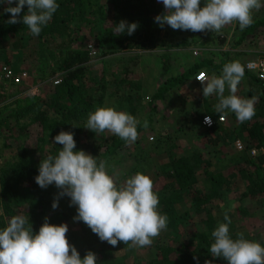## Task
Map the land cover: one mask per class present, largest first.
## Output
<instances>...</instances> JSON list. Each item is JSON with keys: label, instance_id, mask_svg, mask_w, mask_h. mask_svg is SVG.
<instances>
[{"label": "trees", "instance_id": "obj_1", "mask_svg": "<svg viewBox=\"0 0 264 264\" xmlns=\"http://www.w3.org/2000/svg\"><path fill=\"white\" fill-rule=\"evenodd\" d=\"M56 2L59 7L52 20L42 27L39 36H33L22 22L8 24L11 14L3 12L8 5H0V62H7L18 71L25 69L18 68L13 58L23 57L25 49L34 40L38 44L37 65L40 69L50 67L49 78L57 73L61 76L57 84L53 79L42 76L44 96L27 94L7 112L0 109V136L5 138L0 146V229L15 215L28 218L26 227L31 225L34 234L38 233L45 218L53 225L67 224L66 238L69 243L77 249L81 258L87 251H92L97 256V264H125L128 253L132 264H206L207 261L211 264H227L222 258H214L209 251L214 242L211 234L220 224L211 219L210 211L215 207L213 202L218 201L224 212L222 218L227 213L231 220L230 237L236 239L237 233H243L244 237L249 233L247 220L238 214L241 211L248 214L244 203L247 200L264 203V84L244 68L245 73L252 77L253 84L243 94V98L255 97L260 103H255V115L251 120L243 122L237 130L233 127L235 134L228 125L218 124L212 128L202 125L206 114L200 115L201 126L206 128V131L202 129L201 135H218L214 140L217 141L214 152L209 150L211 145L205 148L194 146L188 155L170 151L169 160L158 164L157 168L151 167L149 162L155 159L151 155L153 150L161 152L162 144L154 146L155 149L146 147L133 156L131 172L136 174L141 171L140 164L143 173L153 181V191L159 198L158 211L168 217L167 227L153 239L151 246H129L118 242L113 247L101 242L82 221H74L77 211L76 206H70V197H59L58 207L52 208L61 190L54 184L46 189L36 184L39 164L47 156L58 154L62 145L54 143V137L62 130L74 133V151L83 150L96 157L98 162L115 156L128 143L113 134H95L85 129V125L88 114L95 111L96 107H106L107 99L113 96L117 99L120 111L133 115L139 121L138 133L153 124L156 112L153 100L149 98L150 101L146 103L142 82H136L129 76L140 61L134 51L194 44L202 52L207 50L211 42L217 41L214 38L216 32L207 33L211 40L198 41L196 38L184 37L180 42L165 44L163 40L159 41L160 29H166L169 37H174L181 30H173L166 24L161 27L155 22V17L165 11L158 0ZM11 6L15 7L16 4ZM26 12L27 6L22 10L21 17ZM122 20L128 24L136 23L137 30L132 35H128L127 31L118 35L114 28ZM261 27H264V14L254 18L253 23L244 29L243 35L255 33ZM242 41L240 38L237 43ZM89 42L100 50L97 49L96 55L100 53L101 61L109 54L123 55L116 57L111 70H106L105 65L102 70H98L94 68L96 62L92 61L91 56L96 55L90 54ZM224 51L223 61L228 63L232 52ZM209 63L210 60L203 62L202 59L172 76L168 80L169 84L165 83L159 88L162 92L157 97H162L166 90L170 91L172 85H181L183 81L195 77L203 68H208ZM212 66L217 68L218 64ZM25 88L23 86L21 91ZM216 100L219 102L218 98ZM143 102L150 108V114L139 118L138 114L144 108ZM209 115L216 121L219 118L215 109ZM230 115L235 116L234 113ZM238 139L251 142L259 150L258 154L252 155L250 150L239 149L236 144L229 149L228 145ZM6 150L12 155L2 161ZM236 168L238 173L233 172ZM130 177L124 176L120 182ZM238 181L243 183L242 187ZM188 199L191 211L180 207ZM234 203H237L236 208H230L229 205ZM205 211L209 213L207 218L202 216ZM191 220L198 222V225L191 224ZM221 223L227 222L223 220Z\"/></svg>", "mask_w": 264, "mask_h": 264}, {"label": "clouds", "instance_id": "obj_2", "mask_svg": "<svg viewBox=\"0 0 264 264\" xmlns=\"http://www.w3.org/2000/svg\"><path fill=\"white\" fill-rule=\"evenodd\" d=\"M165 11L155 17L161 27L165 24L173 30L192 32H219L223 27L237 22L241 30L253 23L252 11L264 7L262 0H158ZM13 3L15 7L11 6ZM7 4L4 13L11 14L8 24L23 23L33 36H39L42 27L52 20L59 5L56 0H0ZM27 12L21 17L22 10ZM136 23L121 21L114 31L120 35L127 31L132 35ZM245 74L239 61L223 65L220 76L204 74L195 79L202 85L204 98L217 95L215 112L223 120L232 112L238 122L249 121L255 115L256 98L238 96V85ZM229 94L224 95L225 89ZM204 122L211 125V116ZM139 121L131 114L112 107H96L88 114L85 129L95 134L105 131L118 136L128 144L138 139ZM146 126V124H145ZM74 127V126H73ZM54 143L62 145L58 154L49 155L39 164L36 184L46 189L55 185L61 191L54 199L52 208L58 207L59 197H70V206H76L74 221H82L98 236L101 242L116 247L118 242L129 246L148 247L153 239L167 227L168 217L158 211L159 198L153 191L149 176L137 172L122 184L117 185L107 172V162L83 150L74 151V133L60 131ZM220 223L212 232L214 242L210 254L222 258L227 264H264V246L237 233L229 234L231 220ZM29 219L23 215L12 216L0 229V264H97V256L87 251L83 258L66 238L67 224L53 225L45 218L38 233L27 226ZM206 264H211L207 261Z\"/></svg>", "mask_w": 264, "mask_h": 264}, {"label": "rangeland", "instance_id": "obj_3", "mask_svg": "<svg viewBox=\"0 0 264 264\" xmlns=\"http://www.w3.org/2000/svg\"><path fill=\"white\" fill-rule=\"evenodd\" d=\"M262 3H264V0H262ZM202 5L204 6V0H202ZM263 14H264V7H261L259 10L252 11V18L254 20V18L259 17ZM243 31L244 30L240 29L239 24L237 22H233L223 27L219 32H216V36L214 35L215 40L220 41L222 39V41H220L219 43L221 44L223 43V45L225 43V46L233 48L235 51L234 53H236V51L237 52L242 51V54L240 57H237V55H235V58L237 57V59L240 62H243L242 60L244 56L246 58V56H250L252 54L257 53L259 50L264 49V27H261L256 30L255 35L250 42L246 43L245 41L244 42L242 41V43L239 44L237 43V41L240 39ZM208 32H209L208 30H205L204 32H192L190 30L189 31L181 30V32L176 33L174 37H169L166 35V29H160L158 38H159V41L163 40L165 44L171 43V42H180L184 37H190L193 39L196 38L198 41H205L207 39L211 40V37L208 38V34H207ZM219 35L227 36V37L221 38ZM88 45H95V44L89 42ZM209 46L207 47L206 51H209L210 49ZM96 48L98 49V47ZM183 48L184 50L185 48L190 49L189 52L191 53H192V50L194 52L195 49H198L199 55H201L203 52V51L201 52L200 48L194 44L192 46L183 47ZM161 49H162L161 47H157V48H146V49H139V50L136 49L134 51L136 52V54H138L140 61L138 65L134 67L135 68L134 71L130 72L129 76L136 82H139V81L142 82L144 86L142 93L144 97L146 96L145 97L146 103L150 101L149 98H152L153 96H155L156 94L155 92L157 90L156 89L157 86L155 84L156 81L153 83L152 82L148 83L149 79L147 81L145 80L147 78V74L150 73V71L148 70L150 64L149 66H147L146 63L151 62L152 66H154L156 64L157 56L161 53L160 52ZM37 50H38V44L35 43L34 40H32L27 46V48L25 49V52H24L25 55L23 57L17 58V59L13 58L14 60L13 63L18 65V68L27 69L31 73V79H35V80L31 81L29 85L24 84L21 86L9 87L8 93L6 94L7 97L6 96L2 97V99L0 100V109H5L6 110L5 112H7L11 107H14L17 104V100L24 97L27 94L44 96L43 83H42L44 78H42V76H47L45 78H49L50 76H48V74L50 73L51 69L49 66L42 67V69H40V66L37 65L38 64ZM151 50L153 51L151 52ZM8 52H9L8 54L11 55V52L10 51ZM121 55L123 54L121 53L109 54L104 57L103 61H101L100 59L101 58L100 53L96 56H91V57L93 59L92 61L96 62L94 68H97L98 70L99 69L102 70L103 65H105L106 70H111L112 67L114 66V61L116 57L121 56ZM194 57L198 58V55ZM161 69H162L161 65L160 67H157V70L159 71V73L161 72ZM172 69L174 71L176 70L175 68H172ZM219 72L222 73V69H220ZM154 73H156L155 70H154ZM59 74L60 73H57L56 75H59ZM214 74L216 76L219 75L218 72ZM54 77L56 76H53L49 79L55 80ZM59 77L61 78L60 75ZM32 85L38 87L36 94H31V92H28L29 87H31ZM23 86H26V88L21 91V88ZM188 93L190 94L191 92L187 91L185 87H180L177 89H170V91L167 93V96H168L167 99L158 102V103H162V105H159L160 110L154 113L153 124L148 126L143 132L139 133L138 139L134 143L127 144V146L121 151H119L115 156L109 157L106 160L107 172L110 176L113 177L117 185H119L120 183L122 184L124 182V181L120 182L121 180L124 179V176L127 177V176H132L135 174L131 172L133 165H134L133 156L135 154H139L140 153L139 151L142 149H145L146 147L150 146L151 148L155 149L156 147H158V145L162 144L163 148H160L161 152L158 153V151L153 150V152L151 153V155L155 157V159L149 162L150 166L153 168H157L156 166H158V164L168 161L169 160L168 154L170 151H173L174 154L177 153L178 155H188L194 149V146L205 148V143L201 144V141H200L201 139H199L200 137H199L198 129L195 127L196 126L195 121H197L196 119L200 118V115L197 114L199 111L191 110L190 114H188L187 121H184V123L188 122L190 124V127L193 129V131L189 130V133L193 134L190 137L192 139H187L186 128H183L185 126H182L183 122L182 124L178 126L179 128L178 129L177 126L175 127V125L173 127H169L170 123L165 122V119H164V116L166 114L168 115V118L170 116V118L179 119L178 108L179 109L183 108V106L191 100H193L194 102L196 101L192 97H190L191 95H188ZM183 98H186V103L184 105L181 102ZM145 102L142 103V106L144 108L141 111V113L138 114L139 118H143L147 114V112L150 111V108H148ZM256 102H258L259 104L260 100L259 101L256 100ZM153 103H154V100H153ZM187 104L191 105V103H187ZM200 105H203V104L200 103ZM106 107H112L120 111L119 106L117 104V99L115 96L107 99ZM166 109L168 111L167 113L165 112V115H164L162 111ZM185 109L187 108L185 107ZM192 112H194L195 114H193ZM225 117H226V120L223 121L224 122L223 125L230 126L231 127L230 131L235 134L236 132L233 131L234 130L233 127H235V130H237L238 126L242 125V123L238 122L235 116L226 115ZM260 119L263 120V118L261 117ZM104 133L107 135H111V133L107 131L103 133H99V134L102 135ZM217 136H218L217 134H214L211 136L205 135V138H204L205 142H207L209 138L212 141V143L210 144L211 152H214L216 150V148H214V145H217V141L215 142L214 140ZM191 140H195V143L192 142ZM3 141H5V138L3 136H0V146L3 145ZM236 141L235 143L231 142L228 145V148L232 149L235 146ZM242 143L244 146L243 149L250 150L252 155L258 154L259 150L256 147H253L251 142L244 140L242 141ZM5 152H6L5 155L1 159L2 161L9 159L10 156L12 155V153L9 150H6ZM206 156H211V155L206 154ZM139 168L141 170L139 172L143 173L142 166L140 164H139ZM233 172L238 173V169L237 168L234 169ZM238 184L240 187H242L243 183L238 181ZM244 204H245L246 209L249 211L248 214L244 213V211L238 212V214H240V217L242 215V217L245 220H247L246 223L249 224V226L247 227V231L249 233H247L248 235L245 236L244 238L251 240V241L259 242L263 246L264 245V203L258 200H247ZM213 206L215 207L211 208L213 211H210V217L211 219L221 223L224 220V218H222L224 212L222 208L219 207L220 203L218 201H215L213 202ZM236 206H237V203L229 205L230 208H236ZM180 207L184 210H187V209L190 210L191 207H190L189 199L186 200L184 204L180 205ZM208 215L209 213H207V211H205V213H202L203 218H207ZM193 223H195L196 226L198 225V222H194L193 220H191V224ZM189 228H193V227L190 226ZM125 264H132V259L129 253L127 255Z\"/></svg>", "mask_w": 264, "mask_h": 264}, {"label": "crops", "instance_id": "obj_4", "mask_svg": "<svg viewBox=\"0 0 264 264\" xmlns=\"http://www.w3.org/2000/svg\"><path fill=\"white\" fill-rule=\"evenodd\" d=\"M254 35H255V33H248L246 35L245 34L243 35V33H242L240 38L243 39V42L245 41L246 43H248L253 39ZM161 48H162L160 51L161 53L157 56L156 64L154 66H152L151 62L146 63L147 66H149V64H150L149 69H148L150 71V73L147 74V78L145 80L147 81L149 79L148 83H150V82L153 83L156 81L155 84L157 86L156 87L157 90L155 92L156 93L155 96L152 97L154 100V107H156V111H159L160 110L159 105H162V103H158V102L167 99V97H168L167 93L169 92L168 90H166L164 95L162 97L158 98L157 94L162 92V90H159V88L165 86V83L169 84L168 80L172 76H175L176 74L182 73L186 68H189V67L195 65L196 63L201 62L202 59H203V62H205L206 60H210V63L207 64V66H209V67L202 69V70L207 71L208 77H211L214 73H217V72L219 75H221V73L217 69H219V68L223 69V64H225L223 61L224 56L222 55V53H225L224 50H226V51L231 50V52H232L231 57H230L231 59L229 60V62L237 61L238 60L237 57H240L242 54V51L241 52L236 51V53H234L235 51L233 48L227 47V46H225V43L223 45V43L221 44V43H219V41L211 42V45L209 46V48H210L209 51H206V49H205L200 56L198 54V58L194 57V56H197L194 54V52L193 53L189 52L190 49L185 48V50H184L182 45L163 46ZM152 51L153 50H151V52ZM235 55H237L236 58H235ZM240 63L243 65L242 62H240ZM146 64H145V66H146ZM159 64L161 65V68H162L160 73L157 70V67H160ZM215 64H218L217 68H214L212 66V65L215 66ZM243 67H244V65H243ZM172 68H175L176 70L174 71ZM154 70L156 73H154ZM251 78L252 77L249 76V74H247V73L244 74V77H243L241 83L238 85V91L236 93L238 96L243 97V94L247 93V89H249L251 87V84H253V80ZM179 86L185 87L187 89V91H190L191 93L190 94L188 93V95H191L190 97H192L196 101L194 102L193 100H191V101L187 102V103H191V105H189L186 103V98L182 99L181 102L183 103V105L185 103L186 104L183 106V108H181V109L178 108L179 119H177V118L173 119V118H170V116L168 118V115L167 114L165 115V112L167 113V111H168L167 109L163 110L162 113L165 115L164 116L165 122L170 123L169 127H173L175 125V127L177 126V128H178V126L180 124H182V122H183L182 126H185L183 128H186L187 139H192L190 137L193 134L189 133V130L193 131V129L190 127V124L188 122L184 123V121H187L188 114H190L191 110L199 111L197 113L198 115L210 114L212 111L211 109H215L214 106L217 102V100H216L217 95L214 94L210 97L204 98L203 92H202V85L200 82L195 80V77H192L189 80L183 81L181 83V85L180 84L172 85L170 87V89L180 88ZM228 94H229V92H228V89L226 86L224 95L227 96ZM152 98H151V100H152ZM200 103L203 105H200ZM196 104H197V106H196ZM185 107L187 109H185ZM169 111H170V109H169ZM192 113L195 114L194 112H192ZM231 113L232 112H227L226 115H228V114L230 115ZM149 114H150V111L147 112V114L144 117H147ZM185 115H187V116H185ZM199 119L200 118L196 119L197 121H195V124L197 123V125L195 127L198 129L199 137H200L199 139H201L200 140L201 144L205 143V146L209 147V145L212 143V141L209 138V140L207 142H205V140H204L205 135H201V133L203 132V130L206 131V128L201 126ZM223 123L224 122H217L216 125L223 124ZM191 141L195 143V140H191ZM209 150H211L210 147H209Z\"/></svg>", "mask_w": 264, "mask_h": 264}, {"label": "built area", "instance_id": "obj_5", "mask_svg": "<svg viewBox=\"0 0 264 264\" xmlns=\"http://www.w3.org/2000/svg\"><path fill=\"white\" fill-rule=\"evenodd\" d=\"M89 48L91 55H96L98 53L97 48L94 45H89ZM194 54L195 55L199 54L198 49L194 50ZM243 65L245 70L252 77L256 78L257 81L264 84V49L259 50L257 53L247 56L246 58L244 57ZM201 74H204L206 77H208L207 72L202 70L195 76V78ZM54 78H55L54 80L55 84L59 83L61 80L59 75H56V77ZM30 82H31V73L27 69L18 71L15 68H13L10 64L5 62H0V100L2 99V97L6 96L9 87L19 86V85L21 86L24 84L29 85ZM37 90L38 87L32 85L31 87H29L28 92H31V94H36ZM205 116H211V115L209 114L204 115L202 119V124L208 128L214 127L217 121L223 122L226 120L225 117L223 120H220L218 118V120L216 121L215 118L211 116L212 122L211 125H208L204 122ZM236 145L239 149H242L244 147L243 143L240 140L236 141Z\"/></svg>", "mask_w": 264, "mask_h": 264}]
</instances>
